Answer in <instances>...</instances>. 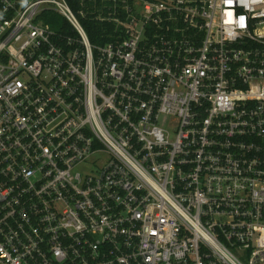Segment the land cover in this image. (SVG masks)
<instances>
[{"label":"built area","instance_id":"2783aa9c","mask_svg":"<svg viewBox=\"0 0 264 264\" xmlns=\"http://www.w3.org/2000/svg\"><path fill=\"white\" fill-rule=\"evenodd\" d=\"M0 264H264V0H0Z\"/></svg>","mask_w":264,"mask_h":264},{"label":"trees","instance_id":"16d2710c","mask_svg":"<svg viewBox=\"0 0 264 264\" xmlns=\"http://www.w3.org/2000/svg\"><path fill=\"white\" fill-rule=\"evenodd\" d=\"M68 2L73 9L76 8V0H68ZM58 19H59V17H58ZM59 21H62V19L60 18ZM88 23H90V22H88ZM87 26H89L88 29H89L90 40L92 42L97 41V39L93 37V32H94V29H96L97 27H100V25L96 24V23H90V24H87ZM90 27H93V28L90 29Z\"/></svg>","mask_w":264,"mask_h":264}]
</instances>
